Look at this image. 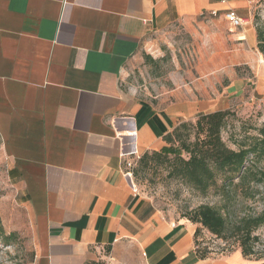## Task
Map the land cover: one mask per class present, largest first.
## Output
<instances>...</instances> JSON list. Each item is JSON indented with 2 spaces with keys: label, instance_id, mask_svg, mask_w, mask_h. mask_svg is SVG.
<instances>
[{
  "label": "crops",
  "instance_id": "crops-1",
  "mask_svg": "<svg viewBox=\"0 0 264 264\" xmlns=\"http://www.w3.org/2000/svg\"><path fill=\"white\" fill-rule=\"evenodd\" d=\"M229 8L250 19L230 34ZM254 8V0H0V154L37 264H95L100 256L116 264H249L240 250L202 256L198 225L167 218L134 192L122 152L131 141L142 155L163 150L181 122L230 109L246 92L264 103L262 58L250 76L233 70L217 86L202 79L218 66L202 67L193 85L154 98L126 83L147 39L174 26L215 50L230 41L253 49Z\"/></svg>",
  "mask_w": 264,
  "mask_h": 264
},
{
  "label": "rangeland",
  "instance_id": "rangeland-1",
  "mask_svg": "<svg viewBox=\"0 0 264 264\" xmlns=\"http://www.w3.org/2000/svg\"><path fill=\"white\" fill-rule=\"evenodd\" d=\"M252 24L256 33L264 34V0H254ZM238 29H227L235 33ZM206 33V31H204ZM203 31L200 30L202 36ZM258 38V37H257ZM205 40V38H204ZM201 36H195L183 26L173 28L150 36L144 43L140 61L130 66L126 83L137 90L143 98H152L185 85H193L200 80L203 72L200 68L218 66L215 73L205 76L202 80L210 81L217 86L229 82V74L236 71L238 76H250V64L262 58L261 44L253 49L238 44L239 41H230L228 45L207 46ZM205 43H204V42ZM233 42L236 46H233ZM211 57H210V56ZM236 55L237 63L231 61ZM212 56H215L214 62ZM221 59V60H219ZM251 88L248 87V90ZM250 93L230 108L231 114L227 117L222 129V138L227 145L238 149V142L250 143L260 136V129L264 126V103L257 99H250ZM190 140H194L193 131ZM176 141L175 145L178 146ZM177 151L173 147V152ZM183 156H187L182 151ZM173 157V155H170ZM167 162L151 160L147 165L138 163L133 170L132 182L137 192L152 200L157 208L167 217L174 220L187 219L194 209L202 204H210L220 208L223 212L220 197L215 189L204 194L185 180L174 177ZM230 210L234 214L255 213L260 211L264 203L257 197L243 199L239 197L233 202ZM0 221L9 239L0 237V264H37L38 253L31 235L27 215L15 193V187L9 180L6 164L0 154ZM198 243L207 251L208 255L222 256L241 250L236 241V235L230 230L226 239L217 237L207 228L198 223ZM259 242L255 246L256 253L246 259L249 264L264 263V226L256 230ZM95 264H116L108 257H99Z\"/></svg>",
  "mask_w": 264,
  "mask_h": 264
},
{
  "label": "trees",
  "instance_id": "trees-1",
  "mask_svg": "<svg viewBox=\"0 0 264 264\" xmlns=\"http://www.w3.org/2000/svg\"><path fill=\"white\" fill-rule=\"evenodd\" d=\"M257 37L264 53V34L258 31ZM230 114V109H227L181 122L164 137L168 147L144 153L138 163L144 166L151 160L167 162L172 176L185 180L202 193L215 189L224 212L216 206L202 204L186 217L220 238L226 239L227 233L232 230L242 255L247 258L256 253L255 246L260 239L255 232L264 226V206L258 212L239 215L230 208L239 197H259L264 203V126L258 138L250 143L238 142V149H233L222 138V129ZM191 131L193 141L189 138ZM173 147L177 151L173 152ZM182 151L187 156H183ZM199 231L200 228H197L195 233L197 249L202 256H208L198 243ZM11 235L5 234L0 221V237L6 240Z\"/></svg>",
  "mask_w": 264,
  "mask_h": 264
},
{
  "label": "built area",
  "instance_id": "built-area-1",
  "mask_svg": "<svg viewBox=\"0 0 264 264\" xmlns=\"http://www.w3.org/2000/svg\"><path fill=\"white\" fill-rule=\"evenodd\" d=\"M222 3H228L231 0H219ZM213 14L216 13V11L212 12ZM226 21L229 23L232 29H239L247 26L250 23V19L244 18L240 15H238L232 8L227 9V11L224 14ZM132 136H136V131H132L130 133ZM129 148L123 150L122 157H124V164H125V174L128 176L131 180L132 188L134 192H137V188L135 187L134 183L132 182V175L133 170L138 164L142 154L139 152L138 147L136 145L135 141H131L128 143ZM108 259L112 260L111 256H108Z\"/></svg>",
  "mask_w": 264,
  "mask_h": 264
}]
</instances>
